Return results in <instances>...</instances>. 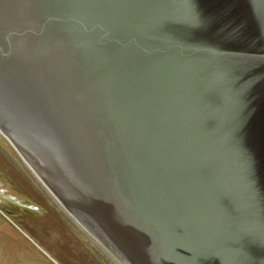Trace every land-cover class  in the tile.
<instances>
[{
  "label": "water",
  "instance_id": "obj_1",
  "mask_svg": "<svg viewBox=\"0 0 264 264\" xmlns=\"http://www.w3.org/2000/svg\"><path fill=\"white\" fill-rule=\"evenodd\" d=\"M0 104L121 264H264V0H0Z\"/></svg>",
  "mask_w": 264,
  "mask_h": 264
},
{
  "label": "rangeland",
  "instance_id": "obj_2",
  "mask_svg": "<svg viewBox=\"0 0 264 264\" xmlns=\"http://www.w3.org/2000/svg\"><path fill=\"white\" fill-rule=\"evenodd\" d=\"M0 175L42 208L12 207L14 214L0 206V264H121L55 205L1 142Z\"/></svg>",
  "mask_w": 264,
  "mask_h": 264
},
{
  "label": "flooded vegetation",
  "instance_id": "obj_3",
  "mask_svg": "<svg viewBox=\"0 0 264 264\" xmlns=\"http://www.w3.org/2000/svg\"><path fill=\"white\" fill-rule=\"evenodd\" d=\"M30 106L31 107H33V106H35V101H31L30 100ZM7 109L3 106V105H1L0 104V133L2 134V135H4V136H6L7 137V139H9L11 142H13V143H15V144H17V147L18 148H20L19 150H20V153L22 154V155H24V157H25V159L29 162V163H31L32 165L34 164L33 163V159L36 161V159L33 157V156H29L22 148V146H21V144L20 143H23V140H21V141H19L17 138H14L13 137V135L11 134L12 133V131H10L9 129H11L10 127H8V115L6 116V114H7V111H6ZM15 126V125H14ZM17 127V126H16ZM26 140H28V139H26ZM25 140V141H26ZM25 148V147H24ZM22 149V150H21ZM24 153H23V152ZM29 151V150H28ZM30 152V151H29ZM31 154H33L32 152H30ZM37 170V169H36ZM38 171H39V169H38ZM43 178H44V180L50 185L51 183H50V180H49V178H48V176L46 175V173H45V175H41ZM54 184V183H53ZM54 186H56L55 184H54ZM59 194V193H58ZM61 197H62V199L63 198H66V199H70V198H68V197H63L62 195L63 194H59ZM20 196V197H19ZM18 202V203H17ZM30 202H32V200L30 199V198H28V197H24V196H22V194L19 192V191H16L15 189H14V187H10L8 184H7V182H6V180L4 179V177H2L1 175H0V206L1 207H3V208H5V209H7L8 211H12L14 214H15V210H13V208H17L18 210H24V211H28V212H30V213H40V211H42V208L39 206V205H37V204H34V203H30ZM23 204H33V205H35L36 207H37V211L36 212H34L33 210H31V209H29V208H27V207H25ZM13 207V208H12ZM118 246H119V244H118ZM125 247V246H124ZM117 248H119V247H117ZM121 248L123 249V251H125L124 250V248H123V246L121 245ZM120 249V248H119ZM122 252V251H121ZM123 253V252H122ZM127 253V252H126ZM124 254V253H123ZM125 255V254H124ZM128 255V254H127ZM142 255V254H141ZM141 255H139V254H137L136 256H135V258H136V263H134V264H144L143 263V260H141L140 259V257H141ZM152 256V259L150 260L151 262L152 261H155V256H156V262H157V264H158V257L159 256H157V255H155V254H153V255H151ZM120 258L124 261V259L120 256ZM125 262V261H124Z\"/></svg>",
  "mask_w": 264,
  "mask_h": 264
},
{
  "label": "bare ground",
  "instance_id": "obj_4",
  "mask_svg": "<svg viewBox=\"0 0 264 264\" xmlns=\"http://www.w3.org/2000/svg\"><path fill=\"white\" fill-rule=\"evenodd\" d=\"M27 171V170H26ZM30 176V175H29ZM20 197V196H19ZM60 212V211H59ZM13 215V214H12ZM15 216V215H14Z\"/></svg>",
  "mask_w": 264,
  "mask_h": 264
}]
</instances>
